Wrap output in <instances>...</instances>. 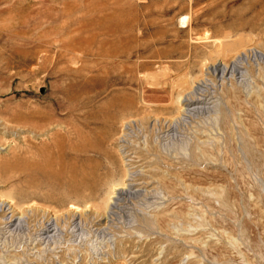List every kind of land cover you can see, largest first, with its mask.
<instances>
[{"label":"rangeland","instance_id":"rangeland-1","mask_svg":"<svg viewBox=\"0 0 264 264\" xmlns=\"http://www.w3.org/2000/svg\"><path fill=\"white\" fill-rule=\"evenodd\" d=\"M0 264H264V0H0Z\"/></svg>","mask_w":264,"mask_h":264},{"label":"bare ground","instance_id":"bare-ground-1","mask_svg":"<svg viewBox=\"0 0 264 264\" xmlns=\"http://www.w3.org/2000/svg\"><path fill=\"white\" fill-rule=\"evenodd\" d=\"M20 18V17H19ZM18 19V18H17ZM24 19V18H23ZM22 19V20H23ZM21 20V19H20ZM127 25H129V24H127L126 22H124L123 20H121L120 22H119V25H118V27H116V28H114V27H111L112 29H111V33H115V34H117L118 32H120L121 30H123L124 29V27H125V29H126V26ZM110 28V27H109ZM128 28V27H127ZM117 30V31H116ZM109 35H111V34H109ZM116 37H117V35H115ZM116 37H114V38H116ZM116 43H119V40L118 39H116V40H113V38H111V37H108V38H106V37H103V39H98V38H96V41H95V44H96V49L94 50V52H93V55L95 54L96 56H107L108 55V53H109V51H108V49L106 50L105 49V46L106 45H108V44H110V45H112V44H116ZM107 47V46H106ZM108 47H109V45H108ZM107 47V48H108ZM92 80H94L95 81V83H100V84H102V82H103V79L100 77V75L98 74V76H94V78L92 79ZM93 82V81H92ZM118 99H119V97L117 96V97H115V98H113L112 99V101H111V103L113 104V105H116L117 104V101H118ZM110 104V103H109ZM80 176V175H79Z\"/></svg>","mask_w":264,"mask_h":264}]
</instances>
